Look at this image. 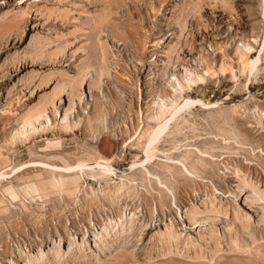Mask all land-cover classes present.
<instances>
[{
  "label": "rangeland",
  "instance_id": "1",
  "mask_svg": "<svg viewBox=\"0 0 264 264\" xmlns=\"http://www.w3.org/2000/svg\"><path fill=\"white\" fill-rule=\"evenodd\" d=\"M0 264H264V0H0Z\"/></svg>",
  "mask_w": 264,
  "mask_h": 264
},
{
  "label": "bare ground",
  "instance_id": "2",
  "mask_svg": "<svg viewBox=\"0 0 264 264\" xmlns=\"http://www.w3.org/2000/svg\"><path fill=\"white\" fill-rule=\"evenodd\" d=\"M41 117V116H40ZM28 123V122H27ZM32 124V123H31ZM156 131V130H155ZM159 133L161 132V131H158ZM157 134V133H156ZM154 135V134H153ZM155 137V136H154ZM102 163V162H101ZM247 200V198H245L244 199V205L246 206V204H245V201ZM248 209H250L249 207H248Z\"/></svg>",
  "mask_w": 264,
  "mask_h": 264
}]
</instances>
